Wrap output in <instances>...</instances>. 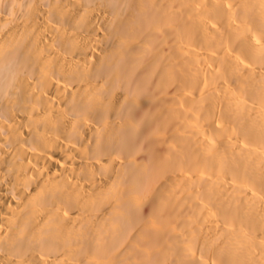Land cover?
Returning <instances> with one entry per match:
<instances>
[{
	"label": "bare ground",
	"instance_id": "bare-ground-1",
	"mask_svg": "<svg viewBox=\"0 0 264 264\" xmlns=\"http://www.w3.org/2000/svg\"><path fill=\"white\" fill-rule=\"evenodd\" d=\"M0 264H264V0H0Z\"/></svg>",
	"mask_w": 264,
	"mask_h": 264
}]
</instances>
